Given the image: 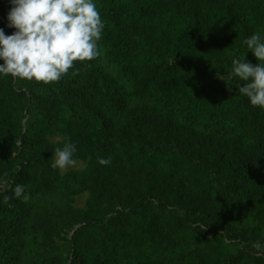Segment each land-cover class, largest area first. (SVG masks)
<instances>
[{
    "label": "trees",
    "instance_id": "trees-1",
    "mask_svg": "<svg viewBox=\"0 0 264 264\" xmlns=\"http://www.w3.org/2000/svg\"><path fill=\"white\" fill-rule=\"evenodd\" d=\"M91 2L89 67L0 78V264H264V109L227 79L258 63L243 41L264 35V0ZM68 141L83 165L53 169ZM17 184L31 199L5 204Z\"/></svg>",
    "mask_w": 264,
    "mask_h": 264
},
{
    "label": "clouds",
    "instance_id": "clouds-1",
    "mask_svg": "<svg viewBox=\"0 0 264 264\" xmlns=\"http://www.w3.org/2000/svg\"><path fill=\"white\" fill-rule=\"evenodd\" d=\"M9 3L12 7L7 27L16 31L5 35L0 28V59L3 60L0 78L6 79L10 74L27 82L59 83L66 75L78 74L79 68L74 62H83L89 67L88 62L101 56L100 40L106 22L91 0H9ZM243 43L258 63L246 59L245 52L232 60L227 79L235 83L243 81L242 86L237 83L239 94L247 97L252 107L264 109V35L254 33ZM219 78L225 80L223 75ZM76 151L71 141L55 148L51 167L65 170L74 165ZM110 162V157L98 159L101 165ZM11 191L12 196L3 197L5 204L13 198L24 203L31 199L22 184L15 185ZM251 247L256 256L264 255V243L255 241Z\"/></svg>",
    "mask_w": 264,
    "mask_h": 264
},
{
    "label": "rangeland",
    "instance_id": "rangeland-1",
    "mask_svg": "<svg viewBox=\"0 0 264 264\" xmlns=\"http://www.w3.org/2000/svg\"><path fill=\"white\" fill-rule=\"evenodd\" d=\"M83 164L81 163V162H79V161H77V160H75V164L74 165H72V166H70V167H68V168H66V169H74V168H79V167H81ZM60 171H63V170H60ZM83 198H84V196L82 195V196H79L78 198H77V200H76V202H75V204L77 205V206H81L82 205V203H83Z\"/></svg>",
    "mask_w": 264,
    "mask_h": 264
}]
</instances>
